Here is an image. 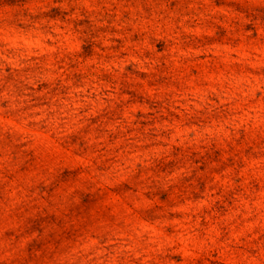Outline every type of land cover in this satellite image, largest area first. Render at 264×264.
Instances as JSON below:
<instances>
[{
    "label": "clouds",
    "instance_id": "obj_1",
    "mask_svg": "<svg viewBox=\"0 0 264 264\" xmlns=\"http://www.w3.org/2000/svg\"><path fill=\"white\" fill-rule=\"evenodd\" d=\"M235 4L233 8L217 6L214 0H38L26 5L29 12L59 8L69 15L65 21L41 19L28 31L0 27V102L7 101L0 108V134L16 144H27L35 135L31 126L44 121L39 136L44 156L32 176L43 179L62 164L81 166L88 183L109 193L105 207L117 220L107 229L104 244L89 237L66 255L53 257L57 264H176L158 259L167 254L181 256V264H208L213 259L215 264H264V75L234 70L235 65L264 69V0H235ZM82 12L96 28L108 30L98 36L101 48L122 41L124 58L97 49L98 57L82 63L75 60L82 44L67 21L81 18ZM209 21L226 28L234 43L191 46L189 40L213 36ZM107 55L114 58L105 60ZM130 63L149 78L164 71L166 86L140 83L175 119L138 129L133 113L139 110L147 115L149 109L137 106L86 135L87 151L63 146L105 106V99L117 103L123 99L98 81L99 74L119 75ZM193 69L198 70L196 75ZM9 72L13 79L6 81ZM73 72L85 75L80 86L73 85ZM57 81L67 89L63 95L52 96L41 107L29 104L31 94H41L35 93L39 83ZM6 112L20 114L4 116ZM157 143L186 148L215 143L223 149L225 160L236 158L242 166L213 177L212 183L223 189L220 196L213 189L201 203L172 209L184 213L182 220L149 224L138 217L137 209L150 203L144 185L152 180V157L168 150L154 147ZM249 148L256 153L254 158L245 155ZM4 169L13 170L8 154L0 156V171ZM186 174L183 168L171 173L165 186ZM122 183L137 186L135 194L124 200L110 195ZM228 192L232 198L225 205L227 211L212 212ZM204 210L210 215L204 217L207 226L201 227ZM169 224L176 226V235H166ZM16 251L9 245L0 248V264H9Z\"/></svg>",
    "mask_w": 264,
    "mask_h": 264
},
{
    "label": "rangeland",
    "instance_id": "obj_2",
    "mask_svg": "<svg viewBox=\"0 0 264 264\" xmlns=\"http://www.w3.org/2000/svg\"><path fill=\"white\" fill-rule=\"evenodd\" d=\"M34 2L38 0H0V27L6 25L19 31H28L41 19L65 21L69 15V12L59 8H50L44 12L37 9L33 14L28 11L26 5ZM214 2L221 7H236L235 0ZM169 6L173 7L174 4ZM5 9L10 11L6 13ZM67 22L72 24L73 32L79 34L82 44L75 56L76 61L82 63L98 57L97 49L112 54L118 53L115 57L117 59L127 55L120 51L123 42L119 40H114L110 49L101 48L98 36L108 30L96 28L88 14L82 12L81 18ZM208 23L214 29L213 36L189 40L191 46L206 48L213 44L234 43L229 31L221 24H212L211 21ZM113 58V55L105 56V60ZM234 70L240 73L251 72L257 76L264 75V69L253 71L241 65H235ZM192 73L196 75L198 70L193 69ZM12 79L13 75L9 72L5 80ZM71 79L74 86H80L85 75L73 72ZM97 79L114 91L118 99H123L118 103L105 99V106L97 110L96 116L88 120L81 132L66 138L63 146L73 148L75 152L87 151L86 135L100 131L105 123L114 122L121 118L126 110L137 106L149 109L147 115L139 110L133 113V124L138 129H151L154 123L175 119L174 113L168 111L164 103L147 95L140 83L148 81L149 87L166 86L168 77L164 71H158L149 78L148 74L138 71L137 65L130 63L119 75L102 71ZM66 91L59 81L52 85L41 82L35 89V93L41 94H31L29 104L32 107L44 106L52 96L63 95ZM104 95L102 88L101 96ZM260 96L261 93L257 92L256 97ZM6 106L7 101L0 102V108ZM19 114L6 112L3 115ZM45 126L44 121L32 125L35 135L29 137L27 144H16L7 134H0V156L10 155L13 168L12 171H0V248L9 245L17 249L9 264H57L53 257L66 255L79 244L87 242L89 237L94 236L99 244H104L109 238L107 229L117 223L116 218L105 207L109 193L88 183L85 180V170L81 166L62 164L46 174L43 179L37 180L32 176L43 160L44 149L39 136L40 129ZM163 135L167 137L168 133ZM154 147L168 150L152 157L149 166L152 180L144 185V196L150 203L137 209L138 217L149 224L165 219L182 220L184 213L172 209H178L189 202L201 203L210 196L213 189H216L215 194L220 196L223 189L212 183L213 177L228 168L235 172L242 166L236 158L229 157L225 160L223 149L218 148L215 143L199 148L168 147L159 143ZM245 155L254 158L256 153L249 148ZM181 168L187 174L181 176L175 184L166 187V178ZM233 179L235 180V177ZM136 190L135 184L122 183L115 186L110 195L124 200L130 193L135 194ZM231 198L232 192L223 195L221 200H217L213 205L212 212L223 215L227 211L225 205L231 203ZM207 215H210L208 210L201 213V227L207 226L204 222ZM164 231L169 236L177 234L173 224H169ZM212 256L214 257L215 253ZM158 259L175 261L176 264H181L182 261L181 256L170 254ZM197 264H203V261H198ZM208 264H215L214 259L209 260Z\"/></svg>",
    "mask_w": 264,
    "mask_h": 264
}]
</instances>
